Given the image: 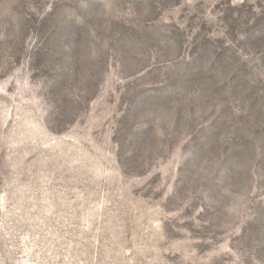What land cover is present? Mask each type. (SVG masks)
<instances>
[{"label": "rangeland", "instance_id": "obj_1", "mask_svg": "<svg viewBox=\"0 0 264 264\" xmlns=\"http://www.w3.org/2000/svg\"><path fill=\"white\" fill-rule=\"evenodd\" d=\"M0 264H264V0H0Z\"/></svg>", "mask_w": 264, "mask_h": 264}]
</instances>
